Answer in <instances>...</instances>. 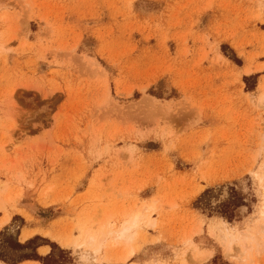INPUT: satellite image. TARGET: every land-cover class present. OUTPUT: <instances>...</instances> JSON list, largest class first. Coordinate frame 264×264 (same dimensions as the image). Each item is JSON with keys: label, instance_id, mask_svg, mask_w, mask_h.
I'll list each match as a JSON object with an SVG mask.
<instances>
[{"label": "rangeland", "instance_id": "obj_1", "mask_svg": "<svg viewBox=\"0 0 264 264\" xmlns=\"http://www.w3.org/2000/svg\"><path fill=\"white\" fill-rule=\"evenodd\" d=\"M263 183L264 0H0L5 260L38 235L47 264H264ZM136 214L130 245L83 258Z\"/></svg>", "mask_w": 264, "mask_h": 264}, {"label": "bare ground", "instance_id": "obj_2", "mask_svg": "<svg viewBox=\"0 0 264 264\" xmlns=\"http://www.w3.org/2000/svg\"><path fill=\"white\" fill-rule=\"evenodd\" d=\"M246 73H250V71L247 70ZM261 177L263 178V176H261ZM261 190H262V193L264 194V185L261 187ZM263 203H264V201H263ZM147 210H152V206L147 207ZM141 217L142 216H140V214L139 215L136 214V216L133 218L129 217L127 220H125L123 223H121L119 227H114V226L107 227V225H105L103 223L99 227L98 233H93V231L91 232L90 229H87L84 232V235H82V239L80 241L81 246L85 247V251L83 250L84 252H82L83 258L87 259V257H88V258L94 259L93 261H99V255L103 254V252H105L108 249L107 248L109 246L108 242L110 240L113 241L114 245H119V244L130 245L138 235L137 228H138V224L141 220ZM256 217H257V220H256L257 224H255V225L257 227V230H258V232L264 234V205L262 206L259 214ZM10 218H11V216L6 213L5 216L2 219H0V225L8 223L10 221ZM149 224L152 225L153 223L150 221ZM31 234L32 233L23 234V236H22L23 241L28 239L29 236H31ZM237 235H238V233H237ZM237 237H235L234 235H231V234L229 236L223 235V237H222L223 243L226 245V249H227V252L229 255H235L237 253V251L235 250V247H234L235 242L237 241ZM254 239L255 238L252 237L251 240L253 242L255 241L254 243H256L257 247L252 246V245H247V242L249 240L248 234L247 235L244 234V235L239 236L238 240H241L243 242V245L241 246L242 247L241 252L243 255H245V257H249L248 255H250V252H252V251L256 250L257 253L261 251L259 248L262 246V244L258 243L257 240H254ZM62 244L64 247H69V246H71L72 241L69 239L66 241L63 240ZM74 244H76V243L74 242ZM48 249L49 248H43L39 252L41 254H45L48 251ZM135 250H136L135 248H130L126 252L124 257H122L121 261H124V262L130 261L131 257L134 255ZM263 252H264V250H263ZM101 259H103V258H101ZM0 264H4V263L2 261H0ZM37 264H39V263H37Z\"/></svg>", "mask_w": 264, "mask_h": 264}, {"label": "trees", "instance_id": "obj_3", "mask_svg": "<svg viewBox=\"0 0 264 264\" xmlns=\"http://www.w3.org/2000/svg\"><path fill=\"white\" fill-rule=\"evenodd\" d=\"M246 80V79H245ZM207 193V192H206ZM206 193H204V195L206 194ZM200 201V200H199ZM198 201V202H199ZM230 205H232V207L233 208H231L230 209V207L231 206H226V209H225V211H222L221 213L224 215V216H226L227 217V219L230 221V220H232L233 218H234V209H236V207H237V205L236 204H230ZM0 234H1V232H0ZM20 242V241H19ZM32 242H33V240L32 239H30V240H28V241H26L25 243H23V244H20V243H15V246L19 249V250H30L28 253H22V254H20L19 256H17L16 258H14V259H10V261H7V260H5V256H3V255H1L0 254V261H3V262H5V263H8V264H19V263H21V262H23V261H27V260H36V261H39V262H41L42 264H47V262L49 261V260H51V258L53 257V247L51 246V244L50 243H48V242H45V241H43L41 244H50V246H51V252L47 255V256H45V257H40V256H38L37 254H36V248H37V246H34L32 249H30L31 248V244H32ZM58 245V244H57Z\"/></svg>", "mask_w": 264, "mask_h": 264}, {"label": "crops", "instance_id": "obj_4", "mask_svg": "<svg viewBox=\"0 0 264 264\" xmlns=\"http://www.w3.org/2000/svg\"><path fill=\"white\" fill-rule=\"evenodd\" d=\"M23 227H25V226H23ZM22 227V228H23ZM21 228V229H22ZM26 228H30V229H32L33 228V226L31 227H26ZM21 229H20V232H21ZM20 232H19V234H20ZM35 236H38V235H33L32 237H30L29 238V240L30 239H32L33 237H35ZM28 241V240H27ZM43 248H49L48 249V251L45 253V254H40L39 253V251L41 250V249H43ZM51 252V246H50V244H39L38 246H37V248H36V254L38 255V256H40V257H45V256H47L49 253ZM37 263H39V261L37 262L36 260L34 261H24V262H22V263H20V264H37ZM39 264H41V262L39 263Z\"/></svg>", "mask_w": 264, "mask_h": 264}]
</instances>
